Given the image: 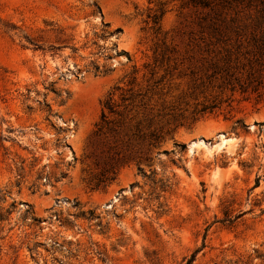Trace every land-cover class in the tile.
I'll return each instance as SVG.
<instances>
[{
    "label": "rangeland",
    "instance_id": "rangeland-1",
    "mask_svg": "<svg viewBox=\"0 0 264 264\" xmlns=\"http://www.w3.org/2000/svg\"><path fill=\"white\" fill-rule=\"evenodd\" d=\"M243 1L0 0V264H264V103L194 46Z\"/></svg>",
    "mask_w": 264,
    "mask_h": 264
},
{
    "label": "trees",
    "instance_id": "trees-1",
    "mask_svg": "<svg viewBox=\"0 0 264 264\" xmlns=\"http://www.w3.org/2000/svg\"><path fill=\"white\" fill-rule=\"evenodd\" d=\"M199 1L203 7L215 10L214 7L218 5L226 8L225 4H232L234 0H221L216 5L209 0ZM245 1L244 11H255L256 17L261 19L259 22L248 28L235 25L233 20L232 25L226 19L218 18L208 27L214 39L201 38L194 41V46L214 54L211 58V77L221 80L225 89L242 95L254 94L258 103H264V0ZM215 108V104L204 105L196 115L211 114ZM102 119H106L105 113ZM194 259L195 254L186 264H192Z\"/></svg>",
    "mask_w": 264,
    "mask_h": 264
},
{
    "label": "water",
    "instance_id": "water-1",
    "mask_svg": "<svg viewBox=\"0 0 264 264\" xmlns=\"http://www.w3.org/2000/svg\"><path fill=\"white\" fill-rule=\"evenodd\" d=\"M252 120H253V123H252V122L249 123V124H248V128H252V127L254 126V123H256V121H255V120H256V117L253 118ZM220 136H221V135L219 134V135H218V139H219ZM121 194H123V191L115 192V193L112 195V197L110 198V200H109L107 203H105L104 205H105L106 207L109 206L110 203H112V202H114L115 200H117V198H118Z\"/></svg>",
    "mask_w": 264,
    "mask_h": 264
},
{
    "label": "bare ground",
    "instance_id": "bare-ground-1",
    "mask_svg": "<svg viewBox=\"0 0 264 264\" xmlns=\"http://www.w3.org/2000/svg\"><path fill=\"white\" fill-rule=\"evenodd\" d=\"M220 138V137H219Z\"/></svg>",
    "mask_w": 264,
    "mask_h": 264
}]
</instances>
